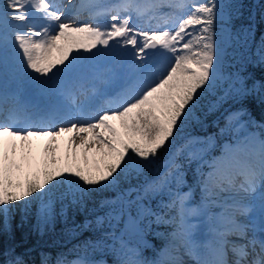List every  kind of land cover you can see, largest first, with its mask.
<instances>
[{"label":"snow or ice","instance_id":"6c2138e0","mask_svg":"<svg viewBox=\"0 0 264 264\" xmlns=\"http://www.w3.org/2000/svg\"><path fill=\"white\" fill-rule=\"evenodd\" d=\"M232 8L227 0H0V77L11 69L17 82L42 93L71 82L82 97L37 116L35 105L0 89V217L18 203L35 204L43 232L57 216L85 209L94 193H118L68 230L95 229V239L54 261L45 254L41 264H100L87 258L97 248L115 255L114 264H264V124L249 120L259 131L248 132L243 112L228 113L224 130L242 134L216 157L211 139L186 133L225 79L228 46L249 49L264 65V38L251 48L253 29L233 31ZM115 62L126 69L124 87L101 93L84 86L89 78L110 80L114 69L95 65ZM254 91H264V82L249 88L230 77L225 96ZM38 141H46L42 154ZM193 163L201 193L195 206L186 179ZM154 225L170 231L148 260L143 248ZM9 251L0 264H25Z\"/></svg>","mask_w":264,"mask_h":264},{"label":"trees","instance_id":"16d2710c","mask_svg":"<svg viewBox=\"0 0 264 264\" xmlns=\"http://www.w3.org/2000/svg\"><path fill=\"white\" fill-rule=\"evenodd\" d=\"M233 8L232 21L233 31L241 26H251L253 29L254 43L250 46L254 49L264 38V0H227ZM225 66L231 78L239 76L247 86L251 88L254 81L264 82V65L255 62L249 49L232 44L225 58ZM226 85V84H225ZM224 87V86H223ZM222 87H218L203 102V110L198 112L199 122H193L186 133L191 136L212 137L222 144L229 131L224 130V117L230 112H243L241 116L250 129L259 130L248 124L249 120L255 125L264 124V91H254L248 95L229 96L221 100L215 110H209V101H216L219 95H223ZM231 135V134H230ZM198 169L195 163L187 166L186 179L188 184L193 185L194 195L199 197V189L195 183V176ZM118 193L116 190L102 191L93 194L83 210L70 209L67 220L61 216L44 227L43 232L38 230L37 205L33 204L29 209H24L20 203L13 206L7 217H0V259L9 258L10 251L20 256L25 264H41L45 254L50 255L54 261L58 253H67L70 249L82 245L84 242H91L98 233L95 229L69 233L74 224H84L91 220L95 213L100 212L98 204L105 199L115 200ZM198 199V198H196ZM102 214V213H100ZM170 231L167 225L153 226L152 231L146 236V246L143 253L154 255L165 245L167 241L166 232ZM116 256L103 248L89 250L87 258L112 260ZM76 258L69 255L68 259Z\"/></svg>","mask_w":264,"mask_h":264},{"label":"rangeland","instance_id":"374dc122","mask_svg":"<svg viewBox=\"0 0 264 264\" xmlns=\"http://www.w3.org/2000/svg\"><path fill=\"white\" fill-rule=\"evenodd\" d=\"M79 22H81V23H83V22H86V20H80ZM231 46V45H230ZM230 46H228L227 48H226V51H225V55H224V57H223V61H222V65H221V72H222V74H223V76H224V78L225 79H223L221 82H220V85L219 86H221V85H223V84H226V83H229V78H230V76L227 74V70H226V67H225V64H224V60H225V57H226V53H227V50H228V48L230 47ZM130 47V46H129ZM83 51V50H82ZM95 51V50H94ZM85 56H89L90 54L89 53H85L84 54ZM91 64H93V63H91L90 61H89V63H88V65H91ZM105 66H107V67H111V66H114L115 68H117V71H118V74H121V76H124L125 78L123 79L125 82H123V83H126V82H128V77H127V74H126V70H125V68H123L122 66H121V64L119 63V62H115V63H108L107 65H105ZM95 67H96V65H95ZM8 80L9 79V81H10V83H11V85H9L8 87L6 86L5 87V89L4 90H6V91H8V92H13V91H15L16 92V89L21 85V90L19 91V92H17L19 95L21 94H25L26 93V90H27V88H28V83H25L24 81H21V84L19 85V83L13 78V75H12V72H9V74L6 76V77H0V83L2 84V83H5V80ZM123 87H124V85H123ZM13 91H12V90ZM31 94H33V98L34 99H36L37 101H39L40 100V96H42V95H45V96H47V97H49L50 98V95H49V93H53L54 92V90H48V91H46V92H40L39 90H37L36 88L35 89H33V90H31ZM20 95V96H21ZM229 96H225V94H223V95H220L219 96V99L220 98H222L221 100H225L226 98H228ZM60 100V97H57V98H54V97H52L51 98V106L53 107V108H57V109H60V108H62V106H64V105H61V102L59 101ZM221 100H220V103H221ZM67 104H65V106H66ZM51 108V107H50ZM243 124V123H242ZM244 125V124H243ZM245 126V125H244ZM245 128H246V126H245ZM247 130V129H246ZM233 136L232 137H230L229 138V140H227L224 144H220V145H218L216 142H214L213 140V146L209 149V153H210V155H213V152H216V153H218V156L220 155V153H221V151H222V148L225 146V145H227V144H229V143H231L232 141H234L235 139H236V136L237 135H240V134H242L241 133V131H240V129H237V131L236 132H233ZM38 144H39V146H40V153L42 154V150H43V145H44V143H46V141H38L37 142ZM61 144H62V154H66V152H67V137H65V138H63L62 140H61ZM213 157H216V156H213ZM225 195H227V194H225ZM201 201V193H200V197H199V200H198V202L197 203H193L194 204V206L196 205V204H198L199 202ZM195 223H197V224H199L200 226H201V230L203 231V232H205L206 233V222L205 221H203L202 219H198V220H195L194 221ZM187 259V258H186ZM98 262H100V264H109V263H105V262H103V261H98Z\"/></svg>","mask_w":264,"mask_h":264},{"label":"bare ground","instance_id":"6f19581e","mask_svg":"<svg viewBox=\"0 0 264 264\" xmlns=\"http://www.w3.org/2000/svg\"><path fill=\"white\" fill-rule=\"evenodd\" d=\"M62 2H66V0H62ZM74 3H75V1H73ZM67 3V2H66ZM86 18V17H85ZM82 51V50H81ZM91 62V61H90ZM85 63L86 64H88L89 63V61H85ZM91 63H95V62H91ZM9 72H11V69H9ZM19 83V85L21 84V81H19L18 82ZM9 85H11V83H10V81H9V79L7 80H5V83H0V89H5V87L7 86H9ZM71 87H73L72 89H75V87H76V85H74L73 83H69L67 86H66V89H56V90H54V92L53 93H49V95H50V98H49V101H51V98L52 97H54V98H57V97H60V102L62 103V104H65V102H67V101H70V98H72V95H71ZM30 89V91L31 90H33V89H35L34 87H32V88H29ZM12 90V89H11ZM21 90V85L16 89V92H19ZM51 90V89H50ZM13 91V90H12ZM21 95V94H20ZM74 98H76V97H74ZM21 99L23 100V98H22V96H21ZM25 102H27V101H25ZM27 103H30V101L29 102H27ZM33 103V101H31V104ZM39 104H41L42 106H43V108L42 109H44L45 110V112L46 113H49V111L50 110H52V109H50L49 108V103H47V104H45V103H38L37 105H36V107L39 105ZM45 106V107H44ZM35 107V108H36ZM63 109H65V108H62V110ZM61 110V111H62ZM187 257H185V259H186Z\"/></svg>","mask_w":264,"mask_h":264}]
</instances>
